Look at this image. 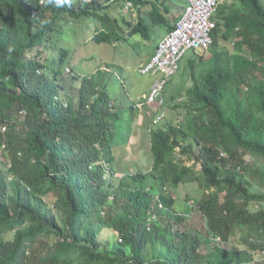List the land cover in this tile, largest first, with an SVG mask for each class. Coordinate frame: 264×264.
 Instances as JSON below:
<instances>
[{
	"label": "trees",
	"instance_id": "trees-1",
	"mask_svg": "<svg viewBox=\"0 0 264 264\" xmlns=\"http://www.w3.org/2000/svg\"><path fill=\"white\" fill-rule=\"evenodd\" d=\"M114 1L121 0L57 8L47 0H0V158L10 157L0 166V264H264L257 263L264 193L252 191L249 177L264 186V168L246 159L264 161L263 0L220 8L213 44L188 59L192 84L177 90L181 102L172 108L182 119L151 126V169L119 182L115 146L129 141L141 107L123 81L115 88L117 66H78L75 24L99 21L98 44L134 47L136 36L155 34L156 47L154 27L172 29L187 0H126L134 20L111 16ZM195 145L200 170L177 152L189 155ZM192 182L205 190L194 199L204 236L174 225L187 218L175 208L174 188ZM107 229L118 236L112 243L102 237ZM235 232L246 247L222 245Z\"/></svg>",
	"mask_w": 264,
	"mask_h": 264
},
{
	"label": "rangeland",
	"instance_id": "rangeland-1",
	"mask_svg": "<svg viewBox=\"0 0 264 264\" xmlns=\"http://www.w3.org/2000/svg\"><path fill=\"white\" fill-rule=\"evenodd\" d=\"M228 2L229 0H227L225 4ZM130 5V2L126 0L125 2H122V0L119 2L114 1L113 4L107 8V12L113 17L121 18L124 16L127 19L134 20L137 13L135 9L132 10ZM172 5L173 4L171 2V10L173 11L174 8L172 9ZM223 5H221V7ZM119 21L122 24L124 23V20L119 19ZM75 25H77V29L72 36H74L73 43L77 46L75 54L76 61H78L79 57H81V60L78 61V66H80L81 69H88L89 72H94L98 67H100L103 71L109 70L110 72L114 70L113 67L115 68L117 66V69H115L117 75L113 78L115 88L119 90V82L120 80L123 81V89L127 94H129V99L137 101L141 107L140 110L137 111V117L133 123V131L129 136V141L126 144L115 146V181L119 182V179L126 174H133L138 171H148L152 166L150 127L155 125L163 126L167 119H173L175 121L182 119V116L179 115L180 112L172 107L175 103L181 102L179 96H177V90L182 85H185V82L187 87L192 84L190 75L191 68L188 64V59H191L195 53L192 51L186 53L185 57L181 61L180 70L177 74L170 78L166 85L165 100L170 101L171 95H176L177 97L172 100L170 104L166 103L168 105L165 104V107H159L155 103L147 104L144 101V97L147 96L150 87L155 80L160 77V74H141L139 70L140 66L151 58V54L155 50V43L157 40L155 34H153L152 39L149 41L136 36L139 43H136L134 47H131L125 42L98 44L93 40V36L97 26H100L99 21L93 22L86 19L85 21L78 22ZM154 28L156 31L160 32L161 35L159 39L161 40L166 31L162 25H157ZM223 44L226 45V48L233 49L232 42L223 41ZM207 51L200 52L207 55ZM94 55L97 56L95 57ZM86 64L88 66H85ZM121 69H123L122 75ZM124 99H126V97H124L123 100ZM143 103L145 105H143ZM154 106L159 108L160 113H165L162 120L158 119V115L160 113L155 114ZM22 124L24 123H21L20 126H23ZM2 129L5 131L6 127L3 126ZM177 152L179 153V157L181 159H185L188 165L194 164L197 170L201 169L202 159L200 157L199 146L195 145L189 155L181 154L179 152V148H177ZM6 154H8V152ZM246 159L251 163V166L264 168L263 160L257 159L251 155H247ZM9 162V155H4L0 158V166L8 165ZM249 177L253 181L252 191L264 193V186L258 182L257 177H253L251 175H249ZM174 191L173 195L176 197L175 208L179 213L187 217L184 221L175 223L174 225L181 230H185L193 234L199 233L200 236L207 235L205 217L194 204V199L200 198L205 190L203 191V188L200 187L198 182H192L183 183L177 188H174ZM45 199L51 205L54 204L53 196L47 195ZM191 205H193L192 209H190ZM102 237L107 239L110 243L118 238L114 231L109 229L105 230ZM218 240L219 239L212 240L209 244H203L201 246L202 250L204 252L210 250L216 243H218ZM222 245L228 248L236 246L242 249L246 247L242 244L241 235L237 232L232 235L230 242L222 243ZM263 260L264 255L257 259V263H261ZM240 264H254V262Z\"/></svg>",
	"mask_w": 264,
	"mask_h": 264
},
{
	"label": "built area",
	"instance_id": "built-area-1",
	"mask_svg": "<svg viewBox=\"0 0 264 264\" xmlns=\"http://www.w3.org/2000/svg\"><path fill=\"white\" fill-rule=\"evenodd\" d=\"M226 1L188 0L181 17L159 40L151 58L139 68L141 74H160L144 97L147 104L163 107L166 85L180 70L186 53L206 51L211 47L216 28L214 18ZM164 116L165 113L161 112L158 119L162 120Z\"/></svg>",
	"mask_w": 264,
	"mask_h": 264
},
{
	"label": "clouds",
	"instance_id": "clouds-1",
	"mask_svg": "<svg viewBox=\"0 0 264 264\" xmlns=\"http://www.w3.org/2000/svg\"><path fill=\"white\" fill-rule=\"evenodd\" d=\"M70 2H71V0H47V3H49V4H53L55 7H57V8H62V7H64L66 4H70ZM130 6L132 7V2H130ZM225 4V3H224ZM184 11V10H183ZM179 19V18H178ZM177 19V20H178ZM176 20V21H177ZM166 33H167V31H166ZM165 33V34H166Z\"/></svg>",
	"mask_w": 264,
	"mask_h": 264
},
{
	"label": "bare ground",
	"instance_id": "bare-ground-1",
	"mask_svg": "<svg viewBox=\"0 0 264 264\" xmlns=\"http://www.w3.org/2000/svg\"><path fill=\"white\" fill-rule=\"evenodd\" d=\"M223 5V4H222Z\"/></svg>",
	"mask_w": 264,
	"mask_h": 264
}]
</instances>
